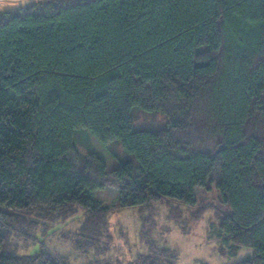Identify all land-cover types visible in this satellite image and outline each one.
<instances>
[{"label":"trees","instance_id":"trees-1","mask_svg":"<svg viewBox=\"0 0 264 264\" xmlns=\"http://www.w3.org/2000/svg\"><path fill=\"white\" fill-rule=\"evenodd\" d=\"M90 137L116 168L107 171ZM210 184L220 206L190 218L212 211L210 239L230 256L252 249L237 264H264V0L0 10V264H70L43 245L19 254L14 241L42 244L38 234L79 211L73 245L99 253L111 207L94 192L114 188L118 210L151 218L163 202L196 208V189ZM167 218L182 223L171 205ZM176 257L150 246L135 264Z\"/></svg>","mask_w":264,"mask_h":264},{"label":"rangeland","instance_id":"rangeland-1","mask_svg":"<svg viewBox=\"0 0 264 264\" xmlns=\"http://www.w3.org/2000/svg\"><path fill=\"white\" fill-rule=\"evenodd\" d=\"M7 2L11 1L1 0L0 6ZM138 115L144 120L141 124L145 123L146 126L152 127L163 125L161 116ZM90 139L93 149L105 162L107 171L116 168L117 161L105 152L95 138ZM92 195L103 205L111 207L108 217L110 239L106 241L105 238L101 241L102 248L99 253L91 250L78 252L73 245V238L83 221L81 211L72 220L52 225L46 236L38 234L42 244L34 245L23 240H15L18 253L32 254L43 245L54 254L67 257L70 264H135L139 256L149 254L150 246L158 250L166 248L175 251L177 255L175 264H237L253 255L252 249L241 248L235 256H230L220 241L210 239L213 233L211 224L215 223L212 211H206L198 221L190 218V215L197 212L200 207L220 206V195L215 184L196 189L198 199L196 208L189 209L175 203L163 202L154 206L155 211L152 212L151 218L146 212L139 213L137 208L118 210L117 191L114 188L108 187ZM168 205L180 212L182 223L167 218Z\"/></svg>","mask_w":264,"mask_h":264},{"label":"crops","instance_id":"crops-1","mask_svg":"<svg viewBox=\"0 0 264 264\" xmlns=\"http://www.w3.org/2000/svg\"><path fill=\"white\" fill-rule=\"evenodd\" d=\"M32 1V0H31ZM31 1H28V2H7V3H2V5L0 6V10L2 9H6V10H12V9H16L17 7L23 5V4H27ZM35 1H47V0H33L32 2H35Z\"/></svg>","mask_w":264,"mask_h":264},{"label":"built area","instance_id":"built-area-1","mask_svg":"<svg viewBox=\"0 0 264 264\" xmlns=\"http://www.w3.org/2000/svg\"><path fill=\"white\" fill-rule=\"evenodd\" d=\"M2 1H4V0H2ZM10 1L11 2H20V3H22V2H28L29 0H10Z\"/></svg>","mask_w":264,"mask_h":264}]
</instances>
